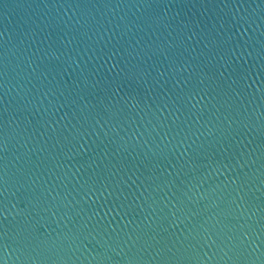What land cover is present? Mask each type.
<instances>
[{"label": "water", "instance_id": "water-1", "mask_svg": "<svg viewBox=\"0 0 264 264\" xmlns=\"http://www.w3.org/2000/svg\"><path fill=\"white\" fill-rule=\"evenodd\" d=\"M0 264H264V0H0Z\"/></svg>", "mask_w": 264, "mask_h": 264}]
</instances>
